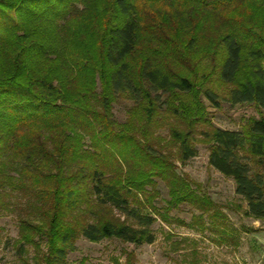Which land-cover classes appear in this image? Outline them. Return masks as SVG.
<instances>
[{"label": "trees", "instance_id": "16d2710c", "mask_svg": "<svg viewBox=\"0 0 264 264\" xmlns=\"http://www.w3.org/2000/svg\"><path fill=\"white\" fill-rule=\"evenodd\" d=\"M202 98L264 109V0H0V205L24 198L20 264H84L66 260L80 236L151 243L180 203L206 213L175 164L196 142L264 219V116L217 127Z\"/></svg>", "mask_w": 264, "mask_h": 264}, {"label": "rangeland", "instance_id": "374dc122", "mask_svg": "<svg viewBox=\"0 0 264 264\" xmlns=\"http://www.w3.org/2000/svg\"><path fill=\"white\" fill-rule=\"evenodd\" d=\"M207 117L217 127L239 129L250 118L264 116V109L254 103L230 104L220 99L218 108L202 98ZM130 102L119 99L113 104L116 121H123ZM165 134V130L161 129ZM197 153L183 163L175 161L176 171L190 181L192 187L207 195L213 207L204 214L186 203L167 213L166 221L156 217L151 224L154 240L132 244L116 238L91 242L81 237L75 249L68 251L66 260L84 264H264V219L244 214L245 201L235 193L231 178L223 176L207 162L208 149L196 142ZM156 206H163L166 187L158 181ZM12 193L0 205V264H20V254L13 245L17 236V214L24 198ZM214 213V215H213ZM33 255L32 249L26 252Z\"/></svg>", "mask_w": 264, "mask_h": 264}]
</instances>
